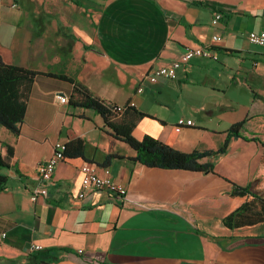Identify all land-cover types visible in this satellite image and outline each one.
<instances>
[{
  "label": "crops",
  "instance_id": "0c3cea01",
  "mask_svg": "<svg viewBox=\"0 0 264 264\" xmlns=\"http://www.w3.org/2000/svg\"><path fill=\"white\" fill-rule=\"evenodd\" d=\"M215 12L222 18L214 26ZM261 31L264 0H0L4 63L65 75L105 104L132 103L143 115L134 138L185 153L217 150L253 94L264 97V48L247 38ZM196 46L212 47L217 59L195 57L176 79L151 78ZM71 94V84L38 75L19 135L0 127L1 156L4 145L13 148L0 171L7 177L0 241L19 252L51 251L54 264H264V223L234 230L221 223L247 200L229 197L226 180L264 191V172L256 175L262 145L232 139L225 154L200 160L215 174L146 168L129 160L135 152L95 111L59 103L58 95ZM179 119L194 125L178 126ZM73 140L82 141L83 155L58 163L47 196L32 202L37 166L55 143ZM110 154L119 157L106 161ZM84 163L106 164L125 196L83 189Z\"/></svg>",
  "mask_w": 264,
  "mask_h": 264
},
{
  "label": "trees",
  "instance_id": "16d2710c",
  "mask_svg": "<svg viewBox=\"0 0 264 264\" xmlns=\"http://www.w3.org/2000/svg\"><path fill=\"white\" fill-rule=\"evenodd\" d=\"M221 13V12H220ZM222 14V13H221ZM44 75L65 81L72 85V94L68 99V105L74 108H83L95 111L102 121L103 127L109 130V135L119 140L135 152V156L129 160L140 163L146 168L162 170H180L195 173L215 174L212 163H200L205 157L216 158L225 154L232 139H241L245 142H253L262 145L261 137L264 136V97L254 93L245 117L242 121L232 125L226 132L223 143L217 150L199 151L190 153L180 152L172 147L154 139L144 136L137 140L132 131L137 120L143 116L130 106H123L122 111H117V106L105 104L100 98L94 96L81 84L74 82L65 75L56 73H39L19 66L4 63L0 57V126L13 135L18 136L20 125L24 121L27 103L31 94L33 82L36 76ZM65 145V158L80 157L83 155L81 140L69 141ZM6 155L0 154V171L9 167L13 156V148L4 145ZM119 157L110 154L106 161ZM121 158V157H120ZM106 167V164H103ZM264 172V158L257 169V173ZM230 184L228 196L231 198L245 197L239 207L221 219L222 225L234 230L244 226H253L264 223V194H256L250 189V185L241 186L236 182L226 180ZM7 177L0 173V192L6 188ZM51 251L37 250L22 252L0 241V261L14 263L23 261L22 264H54Z\"/></svg>",
  "mask_w": 264,
  "mask_h": 264
},
{
  "label": "built area",
  "instance_id": "2783aa9c",
  "mask_svg": "<svg viewBox=\"0 0 264 264\" xmlns=\"http://www.w3.org/2000/svg\"><path fill=\"white\" fill-rule=\"evenodd\" d=\"M222 18L220 12H215L212 18V24L215 26L219 23ZM249 43L257 45L264 48V31L261 32H250L247 36ZM221 41L220 36H213L212 41L214 43ZM217 55L214 53L212 47H192L186 48L183 54L177 60H174L167 65L153 70L150 74L152 79H176L177 70L182 66V64L188 62L189 60L195 57L209 58L216 60ZM140 90V89H139ZM141 91V90H140ZM58 101L61 104L68 103V98L65 95H58ZM125 106V105H123ZM123 106H117V111H122ZM126 106L134 107L133 104H127ZM178 126H193L194 123L192 120L179 119L177 121ZM65 145L62 143H55L53 146V151L50 157L45 159L43 162L39 163L37 166V187L33 190V193L30 196V200L35 202L38 198H45L47 196V185L50 183L55 168L58 163L64 161ZM79 176H80V185L83 189H91L93 191L113 193L119 197H124L126 194L125 188L117 184L108 167H98L93 164L84 163L79 167ZM85 193L80 192L78 198H84ZM3 233L1 236H4ZM40 250L36 245H31L29 247V252ZM82 253V251H78Z\"/></svg>",
  "mask_w": 264,
  "mask_h": 264
},
{
  "label": "rangeland",
  "instance_id": "374dc122",
  "mask_svg": "<svg viewBox=\"0 0 264 264\" xmlns=\"http://www.w3.org/2000/svg\"><path fill=\"white\" fill-rule=\"evenodd\" d=\"M0 127H2V126H0ZM125 145V147H126V149H127V152L128 151H132L131 150V148L128 146V144H124ZM213 164V163H212ZM214 165V164H213ZM214 177H210V180H212ZM215 185V189H214V191L215 192H218V187H219V185H218V183H215L214 184ZM261 194H264V191L263 192H260ZM208 197V196H207ZM215 198H217V196H215ZM227 197H225V196H222V198H219L218 200H219V202L221 203V204H224L226 201H227ZM242 199H244V198H242ZM242 199L241 198H238L237 199V201L238 202H240V201H242ZM0 264H11V262H7V261H0Z\"/></svg>",
  "mask_w": 264,
  "mask_h": 264
}]
</instances>
